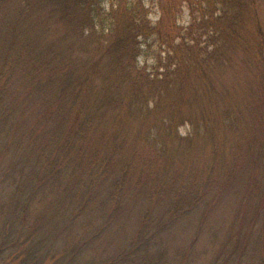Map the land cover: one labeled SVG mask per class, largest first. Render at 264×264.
I'll return each instance as SVG.
<instances>
[{
  "label": "trees",
  "instance_id": "1",
  "mask_svg": "<svg viewBox=\"0 0 264 264\" xmlns=\"http://www.w3.org/2000/svg\"><path fill=\"white\" fill-rule=\"evenodd\" d=\"M186 2L202 11L190 30L178 43L177 34L161 36L165 56L142 64L153 34L142 0L109 8L103 0H0V139L16 142L14 171L0 180L13 187L1 264H164L159 231L210 209L238 179L242 107L217 82L229 64L253 74L239 158L261 168L264 0ZM176 3L162 1L163 14ZM202 142L209 155L192 152ZM245 183L251 196L257 174ZM133 197L142 200L136 235L117 255L96 256ZM234 248L212 264L241 259Z\"/></svg>",
  "mask_w": 264,
  "mask_h": 264
},
{
  "label": "rangeland",
  "instance_id": "2",
  "mask_svg": "<svg viewBox=\"0 0 264 264\" xmlns=\"http://www.w3.org/2000/svg\"><path fill=\"white\" fill-rule=\"evenodd\" d=\"M125 1L133 3L136 0H103V4L106 8H109L113 4L117 5ZM162 1L165 2L166 0H142L145 6L149 7V17L153 22V34L146 38L142 44L143 53L139 57L142 64L144 62L156 63L159 56H165L168 45L166 42H162L161 36L170 35L169 37H173L177 34L175 43H178L179 35L190 30L194 16H199L202 12L199 11L198 3L194 7V5L189 6L186 0H177L175 8L169 9L170 16H166L161 9ZM174 21L176 24H174ZM237 61L239 63L240 58H237ZM249 71L239 69L238 66L233 68L229 64L219 74L217 80L218 83L222 82L223 86L229 87L231 93L229 98L237 106L242 107L244 119L242 130L244 133L245 124L252 123L245 106L249 85L253 83V74ZM259 121L260 119L254 120V133L262 138L263 126ZM186 127H182L181 132L184 133ZM243 132L241 131L237 141L233 143L237 145L236 148L239 151L236 155L237 159L234 162V167L240 166L237 170L238 179L234 181V186L231 187L233 190L226 186L222 192L217 193L219 195L218 201L213 207L208 208L205 212L202 208L194 209L191 215L183 217L172 224L168 231H159L158 237L161 239L160 241H163V251L166 252L165 256L168 258L164 264H212L215 258L217 261L227 251L235 249L234 245H236L239 252H243L242 258L232 257L228 260V257L225 256L227 262L225 264H255L258 256L264 257V161L261 162L260 169L258 167L253 169L251 162H248L245 158H239L242 153L245 154L248 148L246 138L248 133L244 134ZM254 133L252 136H254ZM222 134L226 135L231 142L235 139L234 134L228 129L222 131ZM204 143L194 145L195 148L192 152L207 153L209 155L211 149ZM263 143L264 140L258 139V145ZM15 145L16 142L11 141V139H0V180L6 178L7 174L5 172L10 168L13 158L16 157L14 153L16 152ZM201 157L206 158L203 155ZM10 169L14 171L12 168ZM252 174H257L259 187H256V190L250 196L246 194L245 182L248 180V176ZM224 178L225 176H222L221 180ZM9 182V180L0 181V228L5 224V214L10 213L13 198V187H9ZM141 201V197L140 199L133 197L124 212L122 225L119 226L118 230L115 226L112 227V231L108 233V238H104L105 240H102L98 245L96 256L101 255V258H103L117 255L122 245L136 235L142 215L140 211ZM7 252L1 254L0 259Z\"/></svg>",
  "mask_w": 264,
  "mask_h": 264
}]
</instances>
